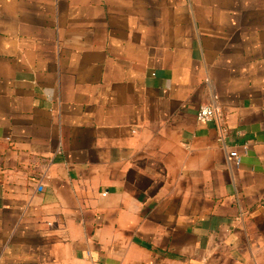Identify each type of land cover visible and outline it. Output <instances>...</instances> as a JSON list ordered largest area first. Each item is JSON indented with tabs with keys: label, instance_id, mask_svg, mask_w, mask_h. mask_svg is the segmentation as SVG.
<instances>
[{
	"label": "crops",
	"instance_id": "1",
	"mask_svg": "<svg viewBox=\"0 0 264 264\" xmlns=\"http://www.w3.org/2000/svg\"><path fill=\"white\" fill-rule=\"evenodd\" d=\"M0 264H264V0H0Z\"/></svg>",
	"mask_w": 264,
	"mask_h": 264
},
{
	"label": "built area",
	"instance_id": "2",
	"mask_svg": "<svg viewBox=\"0 0 264 264\" xmlns=\"http://www.w3.org/2000/svg\"><path fill=\"white\" fill-rule=\"evenodd\" d=\"M220 118V112L215 107H201L197 112V120L200 123H208Z\"/></svg>",
	"mask_w": 264,
	"mask_h": 264
}]
</instances>
